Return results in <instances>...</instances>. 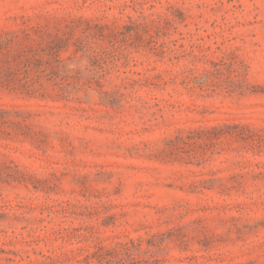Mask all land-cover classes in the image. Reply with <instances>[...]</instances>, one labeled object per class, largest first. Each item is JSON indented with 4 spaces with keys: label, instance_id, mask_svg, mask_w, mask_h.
I'll return each mask as SVG.
<instances>
[{
    "label": "rangeland",
    "instance_id": "rangeland-1",
    "mask_svg": "<svg viewBox=\"0 0 264 264\" xmlns=\"http://www.w3.org/2000/svg\"><path fill=\"white\" fill-rule=\"evenodd\" d=\"M0 264H264V0H0Z\"/></svg>",
    "mask_w": 264,
    "mask_h": 264
}]
</instances>
